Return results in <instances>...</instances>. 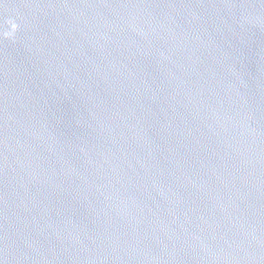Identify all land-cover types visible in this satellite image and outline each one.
<instances>
[{"label":"water","instance_id":"water-1","mask_svg":"<svg viewBox=\"0 0 264 264\" xmlns=\"http://www.w3.org/2000/svg\"><path fill=\"white\" fill-rule=\"evenodd\" d=\"M0 264H264V0H0Z\"/></svg>","mask_w":264,"mask_h":264}]
</instances>
